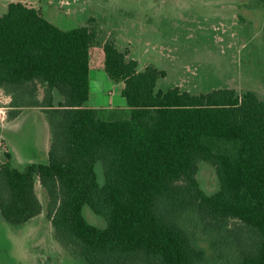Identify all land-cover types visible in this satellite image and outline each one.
<instances>
[{"label":"trees","instance_id":"trees-1","mask_svg":"<svg viewBox=\"0 0 264 264\" xmlns=\"http://www.w3.org/2000/svg\"><path fill=\"white\" fill-rule=\"evenodd\" d=\"M92 70L122 83L124 108L88 107ZM165 76L139 69L93 18L62 30L10 3L0 16L7 117L38 109L50 138L45 163L18 170L8 154L0 160L3 222L17 229L42 213L39 185L53 239L82 264H264V99L156 89ZM201 163L218 179L213 194L199 186Z\"/></svg>","mask_w":264,"mask_h":264},{"label":"rangeland","instance_id":"rangeland-1","mask_svg":"<svg viewBox=\"0 0 264 264\" xmlns=\"http://www.w3.org/2000/svg\"><path fill=\"white\" fill-rule=\"evenodd\" d=\"M13 2L39 10L62 30L86 26L93 18L120 51H129L139 69L151 66L166 73L156 89L179 87L199 94L230 88L255 91L264 99V0H0V16ZM112 88L117 91L122 84L109 80L102 70L92 71L87 105L97 97V106L103 105L102 91ZM114 93L115 104H123ZM8 103L0 92V160L8 154L18 170L45 163L50 136L44 115L27 109L9 120ZM95 172L103 185L101 163ZM197 180L208 195L219 188L206 163L199 164ZM36 192L43 208L38 217L17 229L0 218V264H82L53 239L46 194L39 185ZM83 215L90 224L105 227L88 206ZM200 246L211 257L208 245Z\"/></svg>","mask_w":264,"mask_h":264},{"label":"crops","instance_id":"crops-1","mask_svg":"<svg viewBox=\"0 0 264 264\" xmlns=\"http://www.w3.org/2000/svg\"><path fill=\"white\" fill-rule=\"evenodd\" d=\"M92 71H94V70H92ZM92 71H90V75H91ZM122 87H123V85H122ZM121 90H122V88H119L117 91H115L114 88H112V90H110L106 93L102 91L103 97L101 99H102L103 105L97 106V102H98V97H97V99H94L92 101V103L88 105V107H90V108H115V107L123 108V107H125V101H123L124 102L123 104H119V106H117V104H115L116 103L115 97L117 95L114 92H118L121 96ZM90 96H89V99H90Z\"/></svg>","mask_w":264,"mask_h":264}]
</instances>
